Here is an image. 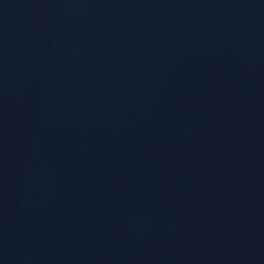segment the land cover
Segmentation results:
<instances>
[{"label":"water","instance_id":"1","mask_svg":"<svg viewBox=\"0 0 264 264\" xmlns=\"http://www.w3.org/2000/svg\"><path fill=\"white\" fill-rule=\"evenodd\" d=\"M0 264H264V0H0Z\"/></svg>","mask_w":264,"mask_h":264}]
</instances>
